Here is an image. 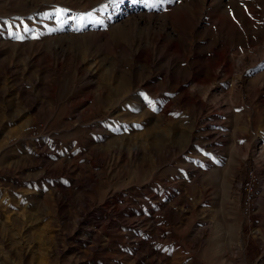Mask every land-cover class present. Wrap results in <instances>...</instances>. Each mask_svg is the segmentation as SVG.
I'll list each match as a JSON object with an SVG mask.
<instances>
[{"label": "rangeland", "instance_id": "1", "mask_svg": "<svg viewBox=\"0 0 264 264\" xmlns=\"http://www.w3.org/2000/svg\"><path fill=\"white\" fill-rule=\"evenodd\" d=\"M0 264H264V0H0Z\"/></svg>", "mask_w": 264, "mask_h": 264}, {"label": "built area", "instance_id": "2", "mask_svg": "<svg viewBox=\"0 0 264 264\" xmlns=\"http://www.w3.org/2000/svg\"><path fill=\"white\" fill-rule=\"evenodd\" d=\"M33 129V127H27V131L28 132H31V130ZM250 185V183H248ZM250 189V194H251V190H252V187H249ZM248 199H251V195H249Z\"/></svg>", "mask_w": 264, "mask_h": 264}, {"label": "snow or ice", "instance_id": "3", "mask_svg": "<svg viewBox=\"0 0 264 264\" xmlns=\"http://www.w3.org/2000/svg\"><path fill=\"white\" fill-rule=\"evenodd\" d=\"M60 12H64L65 10L64 9H59ZM17 38H20L22 39L23 37H17Z\"/></svg>", "mask_w": 264, "mask_h": 264}]
</instances>
